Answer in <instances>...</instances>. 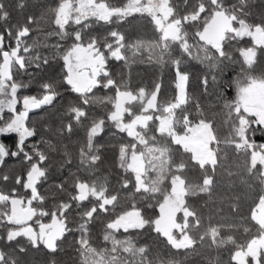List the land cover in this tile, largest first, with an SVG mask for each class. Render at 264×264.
Segmentation results:
<instances>
[{"label": "trees", "instance_id": "16d2710c", "mask_svg": "<svg viewBox=\"0 0 264 264\" xmlns=\"http://www.w3.org/2000/svg\"><path fill=\"white\" fill-rule=\"evenodd\" d=\"M166 1L169 13L161 19L137 12L69 23L62 31L59 14L77 0H0V70L8 54L15 56L8 89L15 88L18 103L15 113L0 111L7 153L0 164V264H253L252 247L264 239L254 219L264 199V165L254 161L263 151L264 117L248 115L239 93L264 83V40L252 37L255 31L264 37V0ZM94 2L112 11L130 0ZM217 14L234 34L215 43L209 30ZM242 28L249 34L236 36ZM78 47L102 57V71L84 93L69 84L66 67ZM178 74L187 76V100L172 109L171 130L209 124L213 165L194 161L162 124L177 101ZM122 93L136 100L121 117ZM153 95L156 110L129 131L124 125L143 117ZM5 98L0 93V102ZM25 105L29 137L3 135ZM75 111L85 114L79 122ZM240 143L247 151H237ZM37 171L42 177L30 188ZM177 180L181 231L164 235L160 208ZM14 202L32 213L23 225L10 222ZM133 211L140 228L112 227ZM55 225L63 232L49 247L40 234Z\"/></svg>", "mask_w": 264, "mask_h": 264}, {"label": "rangeland", "instance_id": "374dc122", "mask_svg": "<svg viewBox=\"0 0 264 264\" xmlns=\"http://www.w3.org/2000/svg\"><path fill=\"white\" fill-rule=\"evenodd\" d=\"M166 0H130L127 8L123 10H108L104 4H96L94 0H77L76 6L73 8L66 4L65 10L61 11L59 16L60 27H63L68 21L73 24H78L85 20L91 18H98L104 21H108L112 16H118L126 18L130 14L143 13L150 14L156 18H162L167 16L169 9ZM159 23V19L157 21ZM228 19L222 14H217L213 22L214 32H218L219 38L221 36H226L228 30L230 29ZM211 32V31H210ZM169 31L166 32V35ZM244 36V35H237ZM257 39V36H256ZM258 40V39H257ZM248 57L253 58L254 53L250 52L247 54ZM66 66L68 71V82L70 85L76 88L80 93L86 92L95 79L99 76L102 71V64L100 61V56L94 51L92 47L75 50L71 52L66 58ZM9 83L0 84V93L5 95V99L0 102V111H7L10 113H15L17 110L18 103L15 99V88L8 89ZM257 95L261 97L264 102V83L253 84L248 89H242L239 93V99L242 106L245 109L252 108V105L257 104ZM136 97L130 94L122 93L118 96L116 103V113L119 116H124L125 114H130L132 107L135 105ZM187 100V76L183 74L177 75V101L174 106L165 109V116L162 119V124L168 128L171 132L172 140L175 144L181 146L183 150L189 152L193 160L200 165H213L216 161L215 157V144L214 136L211 131L210 125L207 123H199L191 128H188L186 133L175 134L171 130L172 126V109L185 104ZM30 104V103H29ZM140 106V105H139ZM259 111L262 110L260 105H257ZM29 105H25V108L21 110L15 117L13 124L2 132L5 136H10L12 134H17L22 140L29 137V134L24 128V120L27 117ZM142 112L145 114L141 115L139 120L133 124L124 125L129 130H133L134 126L144 125L148 121V114L150 111L156 110V96H151L141 107ZM100 131L99 127L95 128L93 133H98ZM130 131V130H129ZM253 145L250 144V147ZM6 150L0 145V164L6 157ZM254 161L261 162L264 165V146L263 151L258 152L254 156ZM36 173V172H35ZM32 174L29 178V187L34 188L40 177L38 175ZM182 193V182L175 181V186L173 193L169 194L165 198V202L160 208L161 220L158 224V230H160L164 235L171 234L174 231H181V226L177 223V215L182 210L183 199L180 194ZM19 203L13 204V213L10 219L11 223L21 224L26 220V216L19 209ZM21 209H24L22 206ZM185 216H188V212H185ZM255 221L262 227H264V199L259 203L255 213ZM162 225V229L159 225ZM142 226V220L138 212L133 211L130 214L124 216L115 222L112 227L114 229H134L140 228ZM60 234V233H59ZM58 234V235H59ZM55 237V236H54ZM56 237L54 238V240ZM54 240L52 241L54 243ZM264 239H261L263 242ZM180 245V244H177ZM264 250V248L262 249ZM253 264H263L264 263V251L261 255H254Z\"/></svg>", "mask_w": 264, "mask_h": 264}, {"label": "flooded vegetation", "instance_id": "af4514ba", "mask_svg": "<svg viewBox=\"0 0 264 264\" xmlns=\"http://www.w3.org/2000/svg\"><path fill=\"white\" fill-rule=\"evenodd\" d=\"M65 7H66V5L62 8V10L64 11L65 10ZM69 7H71L70 5H69ZM71 8H73V7H71ZM61 10V11H62ZM61 13V12H60ZM59 16H60V14H59ZM69 23H72L71 21H68L66 24H69ZM57 24H58V26L60 27V23H59V17H58V21H57ZM65 24V25H66ZM65 25L63 26V27H60V30H64V27H65ZM230 25V29L228 30V33H231V34H234V30L232 29V27H231V24H229ZM162 27V26H161ZM211 31V32H210ZM235 34H236V36L237 35H244V36H246V35H248L249 34V31L246 29V28H242L241 30H239V31H237V32H235ZM209 35L211 36V39H212V41H218L219 39H221L223 36H221L220 38H219V36H218V32L216 31V32H214V29H213V25L211 26V28H210V30H209ZM244 36H239V37H244ZM256 36H257V39H256ZM252 37H253V40H254V42L255 43H262V41L264 40V37L260 34V32H257V31H255L253 34H252ZM87 48H89V47H87ZM93 48V47H92ZM81 49H86V48H80V47H78V48H76L75 50H81ZM94 49V48H93ZM74 50V51H75ZM94 51L100 56V61H101V64H102V57H101V55L98 53V50H95L94 49ZM12 58H15V56H11L10 54H8L7 56H6V61L4 62V64H3V66H2V68H1V70H0V76H1V80H2V82H10L11 81V74H10V70H9V65H12V62L14 61V60H12ZM67 58V57H66ZM19 62V61H18ZM67 67V66H66ZM68 72V71H67ZM3 73H4V75H3ZM8 77H10V80L9 81H5L4 80V78L6 79V78H8ZM75 88V87H74ZM75 90H76V88H75ZM252 107H255L254 105H252ZM77 112H79V111H75L74 112V115H75V117H76V114L75 113H77ZM80 113V112H79ZM255 117H257V118H260L259 116H255ZM20 137V136H19ZM38 173H39V175H40V177H39V179L42 177L41 176V173L40 172H36L35 174L36 175H38ZM34 174V173H33ZM39 179H38V182H39ZM37 182V183H38ZM36 186V185H35ZM1 198V197H0ZM14 203H19V206H21V207H19L20 209V211L21 212H26V214H24L23 213V216L25 215L26 216V220H24L23 221V223H21V224H17V225H23V224H25L26 222H27V220L30 218V216L32 215V213L29 211V209L28 208H26L25 206H24V203H22V202H14ZM13 203V204H14ZM13 204H12V213H13ZM22 206L24 207V209H21L22 208ZM12 216V215H11ZM11 219V218H10ZM26 232H29V233H31L30 231H27L26 230ZM62 232H63V228L62 227H58L57 225H55V227H54V230L53 231H47V230H44V231H42V233L40 234V239L42 240V241H44L45 242V244H47L49 247H54V245H55V242H56V240L61 236V234H62ZM60 233V234H59ZM59 234V235H58ZM56 237V239L54 240V238ZM34 239L35 240H37V237H34ZM54 240V243L52 242Z\"/></svg>", "mask_w": 264, "mask_h": 264}, {"label": "water", "instance_id": "95a60500", "mask_svg": "<svg viewBox=\"0 0 264 264\" xmlns=\"http://www.w3.org/2000/svg\"><path fill=\"white\" fill-rule=\"evenodd\" d=\"M215 43H218V42H215ZM3 75H4V73H3ZM4 80H5V81H6V80L9 81V80H10V77H8V78H6V79L4 78ZM256 103H257V104L254 105L255 107H252V108L246 110L247 114H248V115H251V116L264 117V102L261 100V97H260L259 95H257ZM257 105H260V106L262 107V110H261V111H259ZM75 114H76V122H79L82 118L85 117V114H84V113H79V112H77V113H75ZM134 133H135L134 131H131V132H130V135L133 136ZM137 171H138L139 173H142V167H141L140 165L138 166ZM162 228H163V227L161 226V229H162ZM263 248H264V241H263V242H260V243L257 244L256 246H253V247H252V250H254L253 254H254V255L259 254L260 250H262Z\"/></svg>", "mask_w": 264, "mask_h": 264}, {"label": "built area", "instance_id": "2783aa9c", "mask_svg": "<svg viewBox=\"0 0 264 264\" xmlns=\"http://www.w3.org/2000/svg\"><path fill=\"white\" fill-rule=\"evenodd\" d=\"M235 146L238 152H245L249 148V145L244 143L236 144Z\"/></svg>", "mask_w": 264, "mask_h": 264}]
</instances>
